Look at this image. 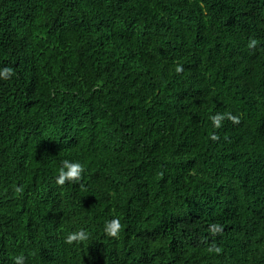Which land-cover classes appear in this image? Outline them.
I'll return each mask as SVG.
<instances>
[{"label": "trees", "instance_id": "obj_1", "mask_svg": "<svg viewBox=\"0 0 264 264\" xmlns=\"http://www.w3.org/2000/svg\"><path fill=\"white\" fill-rule=\"evenodd\" d=\"M5 68L0 264H264V0H0Z\"/></svg>", "mask_w": 264, "mask_h": 264}, {"label": "clouds", "instance_id": "obj_2", "mask_svg": "<svg viewBox=\"0 0 264 264\" xmlns=\"http://www.w3.org/2000/svg\"><path fill=\"white\" fill-rule=\"evenodd\" d=\"M255 41H252L249 45L254 46ZM183 69L179 66H177L176 71L180 72ZM12 72L10 69L5 68L2 72H0V77L7 78L11 76ZM227 118L232 123H239V117L233 116L231 114H227V116L223 114H217L211 117L212 125L219 129L222 126V122ZM216 136H212V139H216ZM84 172V168L80 163H73L68 160H65L62 162V167L59 171V175L57 178V184H64L65 181H78L81 179L82 173ZM121 222L119 219H113L111 221L106 222L105 224V232L108 236L116 238L119 235V232L121 230ZM211 231L213 233H219L221 231V227L218 225H212ZM88 233L81 230L79 232L70 233L66 238V243L72 244L75 242H80L88 239ZM217 251H219L217 249ZM15 264H24V257L23 256H17L15 257Z\"/></svg>", "mask_w": 264, "mask_h": 264}]
</instances>
